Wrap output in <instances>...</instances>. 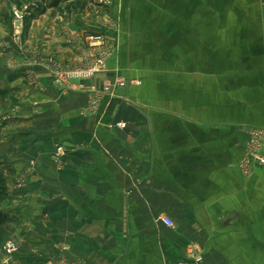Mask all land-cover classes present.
<instances>
[{"label":"crops","instance_id":"obj_1","mask_svg":"<svg viewBox=\"0 0 264 264\" xmlns=\"http://www.w3.org/2000/svg\"><path fill=\"white\" fill-rule=\"evenodd\" d=\"M109 1L68 21L37 16L20 42L0 29V91L11 92L0 212L18 247L0 248V264H192L191 251L264 264V167L240 169L264 128V0ZM88 34L116 44L101 74L61 81L33 65L67 68Z\"/></svg>","mask_w":264,"mask_h":264},{"label":"built area","instance_id":"obj_2","mask_svg":"<svg viewBox=\"0 0 264 264\" xmlns=\"http://www.w3.org/2000/svg\"><path fill=\"white\" fill-rule=\"evenodd\" d=\"M18 19H22L21 15H17ZM116 51V44L109 41L102 34H88L85 36V46L80 50L77 58L68 65L62 67L58 63L50 60L48 65L43 64L51 72L60 76V80H69L71 78L87 79L104 72L108 66V60ZM37 64L42 65L40 62ZM128 83L120 81L114 85H108L109 89L125 88ZM100 110V98L94 99L91 105V111L95 114ZM124 127V125H121ZM264 136V132L260 129L252 131L250 140L247 144L244 158L240 163V169L245 177H251L255 168L264 164L263 155L260 154L259 141ZM62 152H60L61 154ZM162 222L169 228H175V223L172 219L166 217L161 219ZM17 246L14 242H8L5 246L7 254L13 255L17 252ZM190 257L192 264H205V259L202 253L191 251Z\"/></svg>","mask_w":264,"mask_h":264},{"label":"rangeland","instance_id":"obj_3","mask_svg":"<svg viewBox=\"0 0 264 264\" xmlns=\"http://www.w3.org/2000/svg\"><path fill=\"white\" fill-rule=\"evenodd\" d=\"M5 1L8 2V5H6V7H4V8H2L4 11H2V9L0 10V29L2 31L6 30L5 33H8L9 38H12V40L16 41V42H20V40L25 35V33L28 34L27 32L30 31L33 27V20L37 16H42V15H47V16L58 15L59 16V13L57 10L49 9V3L52 0H5ZM95 1L98 3H104V5H107V6L108 5L110 6L112 4V2L109 0H95ZM101 10H102V7L99 10H96L95 12L90 13V14L93 15L95 13H98ZM90 14H88V15H90ZM17 15H21L22 19H18ZM64 21H68V20H64ZM110 24H112V23H110ZM10 27H11V30H10ZM5 28H7L8 30ZM14 48L18 49V45L17 46L15 45ZM3 57H6V58H3L4 60H7L9 58L11 59V56H9L6 53L3 55ZM50 60L54 61L55 59H49L48 58L47 61H43L40 58H36L35 60H33L32 63L35 66L40 65V64H37L36 62H40V63H42V65L43 64L48 65ZM0 93H3L2 94L3 97L0 100V142H1L3 139L1 133H2L3 129L7 127L6 124H8V122H9V120H8L9 118L7 117L8 115H6V113L4 111H5L6 106L8 104V100H9L11 92L8 90H1ZM257 129H260L262 132H264V128H257ZM251 134H252V132H251ZM258 147L260 150V154H262L263 158H264V136L262 138H260ZM60 152H62V153L60 154ZM68 153H70V151H68V149L65 146L59 145L56 147V149L52 153L51 160L57 167L63 168L66 166V158L68 156ZM91 156L97 157L98 155L92 154ZM95 163H96V161H95ZM258 167H264V164H262L260 166L258 165L255 168V170L253 171L252 176L255 174L256 169ZM101 218H102V215L99 218V220H101ZM6 236L0 241V248L4 253H6V251H5L6 244L8 242H14L12 239H6ZM16 246H17V244H16ZM17 249H18V247H17ZM17 252H18V250H17ZM6 255L11 256L10 254H7V253H6ZM52 264H86V262L81 258H75L73 260H70L66 256V257H61L57 262L52 263ZM184 264H190V263L184 262Z\"/></svg>","mask_w":264,"mask_h":264},{"label":"trees","instance_id":"obj_4","mask_svg":"<svg viewBox=\"0 0 264 264\" xmlns=\"http://www.w3.org/2000/svg\"><path fill=\"white\" fill-rule=\"evenodd\" d=\"M104 3L95 0H52L49 9L57 10L64 20H70L78 14L88 15L104 7ZM0 93V100L2 99ZM10 198L9 188L4 176L0 173V207ZM11 220L7 215L0 212V241L9 234Z\"/></svg>","mask_w":264,"mask_h":264}]
</instances>
